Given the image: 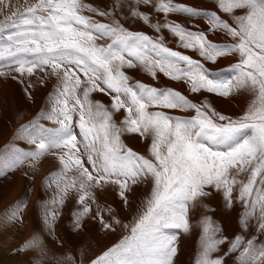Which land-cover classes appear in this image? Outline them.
Returning <instances> with one entry per match:
<instances>
[{"label": "snow or ice", "instance_id": "obj_1", "mask_svg": "<svg viewBox=\"0 0 264 264\" xmlns=\"http://www.w3.org/2000/svg\"><path fill=\"white\" fill-rule=\"evenodd\" d=\"M209 4L203 8L180 0H113L101 9L85 0H36L25 11L0 20V61H7L0 65L4 69L0 77L22 79L39 71L58 81L50 110L40 114V119L56 127L23 128L34 149H17L5 165L12 171L29 160L58 157L61 168L48 178L57 196L45 204L44 212L50 232L60 215L56 205L64 203L70 190L78 194L81 206L73 214L74 230L92 218L102 230L115 231L119 220L113 219L110 207L105 218L94 190L115 186L127 203L126 193L134 186L150 187L132 224L124 226L128 234L88 264H175L178 235L170 230L190 231V213L201 198L211 195L206 189L223 191L226 207H231L238 184V199L244 206L240 233L229 240L205 215L196 264H225L223 258L213 256L225 244L229 246L225 255L243 246L240 264H264V244L257 248L255 243L264 235V0H209ZM142 6L152 8L157 16L164 14V19L154 20ZM4 7L11 9V3ZM169 14L206 20L208 27L201 30L196 25L192 30L170 20ZM128 18L142 21L156 33L170 31L183 49L197 52L204 62L238 56L232 65L237 75L228 80L213 77L205 63L168 47L162 36L153 39L125 27ZM209 33L223 34L231 42H213ZM125 67H142L153 78L163 73L188 84L192 93L228 97L233 90H243L250 100L239 117L225 116L180 91L130 82ZM96 91L111 97L110 108L91 98ZM150 108L191 110L195 115L174 116ZM121 110L127 115L118 125L113 116ZM125 134L148 141L147 153L128 147L121 139ZM242 175L246 182L238 180ZM10 219L22 222L23 213L13 212ZM253 221L252 238L245 240L243 234L252 230ZM24 248H38L40 259L47 256L35 236ZM52 261L83 264L78 256L67 254L53 253Z\"/></svg>", "mask_w": 264, "mask_h": 264}, {"label": "rangeland", "instance_id": "obj_2", "mask_svg": "<svg viewBox=\"0 0 264 264\" xmlns=\"http://www.w3.org/2000/svg\"><path fill=\"white\" fill-rule=\"evenodd\" d=\"M35 2L36 0H3V4H0V20L10 16L12 12L25 11L27 6ZM85 2L103 9L111 5L113 0H85ZM180 2L203 8L211 7L209 0H180ZM8 3H11V9L4 7ZM141 10L151 13L154 20L164 19V14L157 16L152 8L142 6ZM127 11L128 8L125 6L124 12L127 13ZM121 18L123 19V16ZM168 18L187 25L192 30H195L196 25L201 30L208 27L206 20L198 18L189 20L178 14H169ZM95 19L100 22H107V18L96 16ZM125 27L134 32L147 34L153 39L162 36L168 47L205 63V67L209 69L213 77L228 80L237 75L232 69V65L239 60L238 56L221 57L216 63L204 62L197 52L191 49H183L179 38L170 31L165 30L162 33H156L150 26L134 18H128ZM209 38L213 42H231V38H226L223 34L209 33ZM110 42V40L98 41L100 44ZM6 63L7 61H0V65ZM2 70L4 69H0V71ZM122 70L129 76L130 82H140L161 89L171 88L180 91L189 99L201 103L206 102L215 111L233 118L243 114L250 100V94L243 90L239 92L233 90V93L228 97L206 91L192 93L188 84L183 81H173L160 72H157V76L153 78L142 67H125ZM81 78L83 79V76ZM57 83L55 76L45 77L44 73L39 71L31 77L25 76L22 79H12L10 76L0 77V168H3V171L0 172V264H53V253L56 256L62 254L76 255L83 261V264H88V260L114 246L128 234L129 229L124 226L132 224L146 194L150 191V187L147 185L134 186L131 192L126 193L127 203H125L115 186H107L103 190L95 189V197L99 207L105 209L103 212L105 218L107 219L109 216L106 209L110 207L112 209L111 216L114 220H119L120 223L115 225V231H105L101 229L97 219L86 218L83 227L77 231L73 229V214L81 206L78 204V194L74 190H70L64 203L56 205L60 215L51 225L52 231L50 232V225L44 220V212L45 204L57 196L55 185L48 186V178L61 168L58 157L48 155L38 161L29 160L12 171H9L5 165L10 163L17 149L24 151L34 149V145L28 143L26 133L22 131L23 128L27 127L31 131V127L36 124L46 128L56 127L51 121L40 119V114L42 111L50 110L52 106L50 96L54 94ZM91 98L110 108L111 97L107 93L96 91L91 94ZM149 110H163L170 115L181 117L195 115L191 110L155 108ZM126 115V112L121 110L119 113H114L113 119L119 125ZM121 139L128 147L140 154H146L148 151L149 142L138 134H125ZM68 175L71 176L72 173ZM238 180H245L246 182V176L242 175L238 177ZM206 190L210 191L211 195L201 198V203L190 213V231L184 233L178 229L170 230L178 235L175 264H196L203 234L201 222L205 215L216 222L222 229L223 235L229 240L240 233L239 219L244 212V206L238 199L239 184L236 191L233 192L235 199L231 207H226L223 191ZM203 205H207V208ZM18 208L19 211H17ZM95 208L96 205L94 204L93 209L95 210ZM13 212H16L17 216L20 212L23 213L22 222H15L10 219ZM254 224L253 221L252 230L243 234L245 240L252 238L251 231H254ZM33 236L45 247L47 256L43 259H40L38 248L30 250L24 248L26 242ZM61 241H63L62 247ZM255 243L257 248L264 244V235ZM228 247L227 244L222 245L220 252L214 253L213 256L223 258L225 264H240L239 257L243 251V246L236 252L225 255ZM80 253H83V256H80Z\"/></svg>", "mask_w": 264, "mask_h": 264}, {"label": "bare ground", "instance_id": "obj_3", "mask_svg": "<svg viewBox=\"0 0 264 264\" xmlns=\"http://www.w3.org/2000/svg\"><path fill=\"white\" fill-rule=\"evenodd\" d=\"M263 235H261L260 237H262Z\"/></svg>", "mask_w": 264, "mask_h": 264}]
</instances>
